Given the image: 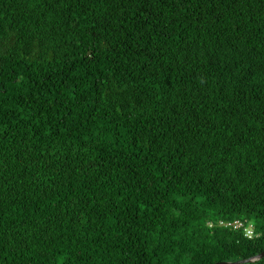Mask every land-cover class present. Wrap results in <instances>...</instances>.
Returning <instances> with one entry per match:
<instances>
[{
	"label": "trees",
	"instance_id": "obj_1",
	"mask_svg": "<svg viewBox=\"0 0 264 264\" xmlns=\"http://www.w3.org/2000/svg\"><path fill=\"white\" fill-rule=\"evenodd\" d=\"M262 251L264 0H0V264Z\"/></svg>",
	"mask_w": 264,
	"mask_h": 264
},
{
	"label": "built area",
	"instance_id": "obj_2",
	"mask_svg": "<svg viewBox=\"0 0 264 264\" xmlns=\"http://www.w3.org/2000/svg\"><path fill=\"white\" fill-rule=\"evenodd\" d=\"M218 225L229 227L234 230H240L242 234L247 238H252L256 236V232L254 231L253 223L249 220L245 219H231V220H224L220 219L217 221Z\"/></svg>",
	"mask_w": 264,
	"mask_h": 264
},
{
	"label": "water",
	"instance_id": "obj_3",
	"mask_svg": "<svg viewBox=\"0 0 264 264\" xmlns=\"http://www.w3.org/2000/svg\"><path fill=\"white\" fill-rule=\"evenodd\" d=\"M264 256V251L260 252L259 254L255 255L254 257L246 258V259H240V260H235V261H221V262H216L214 264H240V263H247V262H252L259 260Z\"/></svg>",
	"mask_w": 264,
	"mask_h": 264
}]
</instances>
